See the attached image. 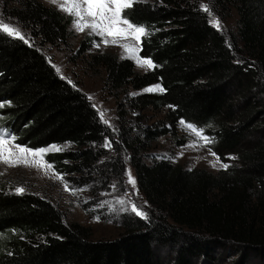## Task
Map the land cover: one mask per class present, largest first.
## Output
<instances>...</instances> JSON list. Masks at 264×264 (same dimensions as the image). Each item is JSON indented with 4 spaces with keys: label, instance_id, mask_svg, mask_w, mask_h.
<instances>
[{
    "label": "trees",
    "instance_id": "trees-1",
    "mask_svg": "<svg viewBox=\"0 0 264 264\" xmlns=\"http://www.w3.org/2000/svg\"><path fill=\"white\" fill-rule=\"evenodd\" d=\"M196 1L137 2L123 11V18L145 30L140 56L152 61L150 71L139 73L132 60L108 53L90 63L105 69L112 92L164 89L131 103L166 112L130 142L152 215L124 219V232L115 239L93 240L89 228L68 224L47 197L1 187L0 264H165L166 250L172 255L168 264H264V0H206L236 10L242 48L228 42ZM7 12L44 45H68L73 37V17L37 0ZM92 43L85 38L80 52ZM0 105L2 128L16 145H71L46 161L72 188L92 184L113 130L40 50L3 30ZM181 120L208 130L226 169L215 175L142 163L134 142L141 147L176 136ZM120 129L126 140L131 129ZM111 166L119 170L120 160Z\"/></svg>",
    "mask_w": 264,
    "mask_h": 264
},
{
    "label": "rangeland",
    "instance_id": "rangeland-1",
    "mask_svg": "<svg viewBox=\"0 0 264 264\" xmlns=\"http://www.w3.org/2000/svg\"><path fill=\"white\" fill-rule=\"evenodd\" d=\"M22 1L28 0H0V21L18 30L24 37L23 40H27L28 44L40 50L55 70L60 69L57 73L63 79L87 96L98 111L102 122L113 130V138L106 141L104 149L107 156L96 166V173L91 175L92 184L88 187L72 188L70 182L56 173L52 165L46 161V156L49 154L72 150L71 145L64 144L52 145L61 149L60 151L50 150L41 157H29L33 161H44V167L29 166L23 163L9 166L0 163V188L5 187L16 193H18V188H22V193L34 192L47 197L62 210L68 224H79L89 228L93 240L115 239L124 232V219H146L153 213L150 204L138 186L136 172L131 163L134 150L131 148L130 142L137 137L136 131L140 128H152L163 121L166 112L152 108L139 110L131 104L132 100L142 93L160 92L159 86H152L139 92L132 89L112 92L105 84L107 78L105 69L101 66L93 67L90 63L94 55L108 53L120 59L132 60L139 73L150 71L152 67L141 66L138 62L143 60L140 56V43L144 35H141L139 41H136L131 34L123 39L116 37L115 43H113L112 35H98L90 27L78 31L73 23L71 27L73 37L68 45H44L40 39L35 38L29 30L8 15L7 11L19 7ZM37 1L73 17L74 21L77 19L76 16L61 10L60 4L64 0H57L56 3H52L50 0ZM155 1L158 0H134L133 4ZM196 3L201 8H203L202 5H207L211 11V15L207 12L211 24L214 26V18L219 20L221 27L219 29L214 27L225 34L230 44L236 43L238 47L242 48L238 39L239 17L235 9L230 6L224 9L206 0H198ZM127 8L129 7L124 8L123 11ZM85 20L91 23L92 17H85ZM118 27L126 28L127 26L121 24ZM87 37L93 38L91 49L86 53L80 52L81 43ZM105 40L108 41L107 44ZM122 45L130 46L132 51H126ZM3 121V117L0 115V132H4ZM121 124L131 129L126 140L120 136ZM192 126L201 132L202 136H198L191 128L180 123L176 136H164L153 144L144 143V146L141 147L138 146L139 144H135V141L134 146L139 150L138 155L142 159V163L153 166L167 162L173 166H181L188 171L205 170L218 175L228 166L216 154L214 139L207 129ZM203 137H206L207 141ZM52 146L45 149H50ZM117 159L120 160V169L114 170L111 165ZM129 173L135 180V186L129 182ZM133 205L137 207L138 211L145 213L146 218L136 215L132 211ZM162 256L165 264H168L172 259L169 250L164 251ZM219 264L227 263L225 261Z\"/></svg>",
    "mask_w": 264,
    "mask_h": 264
},
{
    "label": "snow or ice",
    "instance_id": "snow-or-ice-1",
    "mask_svg": "<svg viewBox=\"0 0 264 264\" xmlns=\"http://www.w3.org/2000/svg\"><path fill=\"white\" fill-rule=\"evenodd\" d=\"M52 3H56L57 0H50ZM134 0H64L60 4L62 11H67L69 14L74 15L77 19L74 21V26L78 31H83L85 27H90L98 35H112L115 38L121 39L126 38L127 35L131 34L136 41L140 40L141 35L145 34V30L142 27H137L131 24L126 18H122L121 13L124 8L131 7ZM205 12L211 11L207 5H202ZM85 17H92V22L88 23ZM214 26L218 29L221 27L220 21L213 19ZM126 25V28H119L118 25ZM0 30L8 33L11 36L24 39L18 30L11 28L8 24L0 21ZM27 43V40H25ZM107 44L108 41L105 40ZM126 51H132V48L128 45H122ZM141 66L154 67L150 59H143L138 61ZM60 71L59 68L56 69ZM160 91L164 89L160 88ZM91 99V97H89ZM2 106V105H0ZM103 115V114H101ZM180 123L185 127L191 128L198 136H202V133L197 131L191 124H186L185 121L181 120ZM7 137V138H6ZM206 141L207 138L203 137ZM15 136H12L6 132H0V163H4L9 166H16L18 164H25L29 166L44 167L45 162L42 160L33 161L29 157H41L45 152L50 150L60 151L61 149L56 146H52L50 149L31 150L23 146L16 145L14 143ZM107 146V145H106ZM215 166V165H214ZM50 167V165H47ZM224 167H227L224 165ZM62 179V177H60ZM129 182L135 186V180L129 173ZM18 193H22L23 189L18 188ZM123 203V201H121ZM132 211L138 216L146 218V214L138 211L135 205L132 206Z\"/></svg>",
    "mask_w": 264,
    "mask_h": 264
}]
</instances>
